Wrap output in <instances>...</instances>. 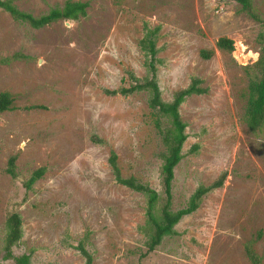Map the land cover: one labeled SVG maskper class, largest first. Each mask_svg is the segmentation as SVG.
Returning <instances> with one entry per match:
<instances>
[{"label":"rangeland","instance_id":"obj_1","mask_svg":"<svg viewBox=\"0 0 264 264\" xmlns=\"http://www.w3.org/2000/svg\"><path fill=\"white\" fill-rule=\"evenodd\" d=\"M11 1L39 16L66 0ZM70 1L85 2L84 15L38 28L0 7V57L19 54L0 64V92L13 100L0 112V264H15L2 257L11 211L22 230L11 252L28 254V264H83L73 247L79 240L91 264H251L247 243L264 264V126L255 135L241 120L264 45L260 21L236 0ZM250 4L264 21V0ZM146 28H156L161 98L170 101L194 77L205 89L178 107L186 138L173 168L171 209L223 174L221 186L149 252L144 197L114 182L107 158L114 151L122 176L160 194V139L144 92L106 93L127 86L130 74L146 75L138 46ZM218 37L231 39L233 49H217ZM10 156L15 178L5 171ZM39 167L44 173L22 202L21 181Z\"/></svg>","mask_w":264,"mask_h":264},{"label":"trees","instance_id":"obj_2","mask_svg":"<svg viewBox=\"0 0 264 264\" xmlns=\"http://www.w3.org/2000/svg\"><path fill=\"white\" fill-rule=\"evenodd\" d=\"M243 11L249 16L260 21L262 30L259 32V40L264 42V21L255 13L251 7L250 0H236ZM11 0H0V7L6 10L12 18L28 23L34 28L42 27L57 19H77L84 15L86 3L82 1H64L61 7H53L46 13L39 16L17 9ZM156 29V28H155ZM155 29L146 28L145 33L138 41V46L145 56L144 65L146 67V75L137 78L132 74L129 75L131 82L127 86H121L117 89L106 90L107 94L128 95L134 92H144L146 95V104L152 114L153 127L156 129L161 149L157 156L160 159L159 166V182L161 193L149 187L132 176L124 177L120 174L116 162V154L110 151L107 163L113 175L114 182L135 192L143 195L145 200V223L141 230L147 235L145 241V251L149 252L159 244L164 235L173 233V226L178 220L193 212L199 205L202 197L209 191L221 186L223 174L215 181L208 185L199 184L189 195L185 205L179 209H171V182L173 179V168L182 157L181 146L186 138L184 131L185 124L181 120L178 107L183 100L191 94H199L205 91L200 87V80L196 77L192 78L190 83L183 89L173 93L170 101H164L160 96V90L156 82V66L155 57L157 48L155 46ZM217 49L231 51L233 49V41L226 37H218L215 41ZM203 57H208L207 53H201ZM19 57L18 53H12L9 56L0 57V64L9 63ZM253 66L257 70V76L248 79L246 87V98L241 115V120L250 133L258 134L264 126V45L261 46L259 55ZM12 96L6 92H0V112L11 110ZM38 108L40 106H31ZM28 107V108H31ZM99 141V140H94ZM14 156H10L7 160L5 171L15 178L17 176L14 165ZM44 168L34 169L30 175L23 181L21 186L24 194L21 198L23 202L25 195L34 184V182L42 176ZM160 204V205H159ZM157 205L159 207L157 208ZM22 235L20 216L16 211H11L5 219V236L3 243L2 257L13 259L15 264H28V254L22 253L14 256L11 248L19 243ZM257 233V237L259 236ZM67 243V242H66ZM72 246L71 243L68 244ZM73 247L83 257V264H91V256L84 247L82 240H79ZM244 253L251 264H260V258L252 250L250 243L245 244Z\"/></svg>","mask_w":264,"mask_h":264}]
</instances>
